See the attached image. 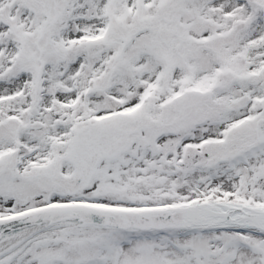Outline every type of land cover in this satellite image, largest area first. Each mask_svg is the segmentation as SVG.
Listing matches in <instances>:
<instances>
[{"label":"snow or ice","instance_id":"snow-or-ice-1","mask_svg":"<svg viewBox=\"0 0 264 264\" xmlns=\"http://www.w3.org/2000/svg\"><path fill=\"white\" fill-rule=\"evenodd\" d=\"M0 264H264V0H0Z\"/></svg>","mask_w":264,"mask_h":264}]
</instances>
